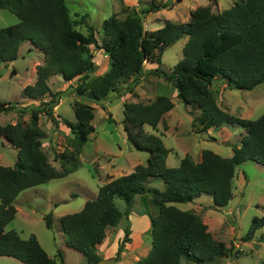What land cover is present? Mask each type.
I'll return each instance as SVG.
<instances>
[{
	"label": "trees",
	"instance_id": "trees-1",
	"mask_svg": "<svg viewBox=\"0 0 264 264\" xmlns=\"http://www.w3.org/2000/svg\"><path fill=\"white\" fill-rule=\"evenodd\" d=\"M0 8L18 18L17 23L0 27V62L14 61L24 41L43 55V63L36 65L35 81L21 90V96L30 104L0 101V112L30 113L26 126L21 122L0 125V137L16 150L12 166L0 165V256L15 258L22 264H64L63 252L58 250L55 257L49 256L35 234L23 239L14 229L5 231L17 213L14 200L27 188L77 170L82 147L95 131L91 103L106 100L112 92L121 95L120 83L125 84V92L133 93L145 64L160 65L164 50L182 37H187L182 58L170 72L157 67L149 70L170 83L177 90V99L188 109L198 111L192 121L194 132L204 133L224 124L240 127L244 133L239 144L231 146L233 154L223 157L203 149L199 162L186 153L176 167H169L166 158L170 150L144 126L156 130L160 122L164 123V114L174 106L170 97L157 95L146 103L125 102L123 128L130 147L147 153L146 163H138L130 173L112 177L101 185L96 197L87 200L83 208L59 218V228L67 248L79 252L87 264H98L101 257L97 246L105 239L107 229L115 227L123 215L128 218L136 195L148 193L157 208L149 218L151 247L133 264H183L182 259L211 264L228 256L226 243L209 231L199 214L177 204L207 195L215 207H224L233 197L236 166L245 161L264 166V112L255 119L236 117L222 109L210 93L216 81L227 89L239 90H252L264 82V0H236L219 12L198 6L190 11L188 21L165 20L154 30L145 29L137 13L123 19L111 15L102 21L101 40L88 14L74 17L66 0H0ZM157 9L153 1L143 11ZM90 46L103 50L109 58V69L95 77L89 76L95 70ZM54 75L62 76L64 81L77 80L72 86L74 122L54 113L60 100L59 92H52L48 85ZM41 114L55 124L61 118L74 135L73 148L54 155L60 169L49 162L38 142L42 135ZM154 180H161L164 189L150 186ZM116 198L123 200V211L116 205ZM42 218L51 228V212ZM262 227L264 212L252 218L244 240H251ZM130 233L128 224L117 251L131 240Z\"/></svg>",
	"mask_w": 264,
	"mask_h": 264
},
{
	"label": "rangeland",
	"instance_id": "rangeland-1",
	"mask_svg": "<svg viewBox=\"0 0 264 264\" xmlns=\"http://www.w3.org/2000/svg\"><path fill=\"white\" fill-rule=\"evenodd\" d=\"M153 1L158 4V9L154 12L143 11ZM235 1L66 0V4L74 17L83 13L88 14V21L94 26L97 37L101 40L104 37L101 30L102 21L111 15L123 19L137 13L142 19L144 28L154 30L162 26L165 20L175 23L188 21L189 13L195 7L207 6L212 11L219 12L230 7ZM17 22L18 18L13 13L0 8V27ZM78 29L87 33L84 27ZM186 40L187 37H182L168 46L162 54L160 65L146 63L145 71L138 78L133 93L125 92L123 90L125 84L120 83L121 95L112 92L106 100L96 104L91 103L94 107L92 123L95 131L89 134L88 140L82 147L79 154L80 165L77 170L66 177L51 179L21 191L14 200L16 216L5 226V231L14 229L23 239L28 238L30 234H35L49 256L55 257L57 251L61 250L65 264H87L79 252L66 247L65 236L59 228V218L83 208L87 200L96 197L98 188L112 177L128 174L136 164L146 163L147 153L130 147L123 128V103L125 102L146 103L157 95L170 97L174 106L164 114V123L160 122L156 130L144 126L145 131L158 135L165 147L170 150L166 158L169 167H176L179 164V158L190 150L195 153L197 150L208 149L224 157L232 154L231 146L239 144L242 129L224 124L204 133L194 132L192 121L198 111L188 109L189 107L177 99V90L162 76L153 74L149 70L157 67L169 73L173 65L182 58V48ZM90 48L93 49L95 70L89 76L95 77L109 69V58L103 50L94 49L93 46ZM41 63H43L42 53L28 41L21 43L18 56L14 61L0 62V101L15 105L20 102L28 103L29 100L21 96V90L25 85L33 83V65ZM76 84L77 80L64 81L60 75H54L48 79L50 90L60 94L54 113L72 122L75 121L73 110L75 95L72 86ZM210 93L222 109L236 117L255 119L264 112V82L252 90H239L227 89L224 83L216 81L210 86ZM29 117L28 110L25 113L1 112L0 125L21 122L26 126L29 123ZM61 118H58V123L55 124L44 114L39 117L42 135L38 142L49 162L57 169H60V163L54 155L72 149L74 140V135L63 124ZM15 160L16 151L0 137V164L12 166ZM149 185L160 190L164 189V183L161 180L151 181ZM232 193V199L221 208L215 207L210 202L211 197L207 195L200 196V199L195 200L196 202L177 205L184 210L198 211L209 231L228 246L229 255L211 264H261L264 260V227L258 229L251 240L245 241L243 237L249 230L252 218L261 216L264 212V166L253 161H245L237 165ZM143 196L144 200L139 196L134 197L128 218L123 215L115 227L108 228L105 239L97 247V253L101 259L106 260L100 264H133L149 251L151 247L149 218L157 213V208L148 200L150 198L148 193ZM115 202L123 211L125 208L123 200L116 198ZM49 212L52 214L51 228L45 226L42 218L43 214ZM128 224L131 240L124 244L121 251H117L118 245L123 240L124 228ZM116 256L119 257L117 261ZM182 263L197 264L184 259ZM0 264H22V262L9 256H0Z\"/></svg>",
	"mask_w": 264,
	"mask_h": 264
},
{
	"label": "crops",
	"instance_id": "crops-1",
	"mask_svg": "<svg viewBox=\"0 0 264 264\" xmlns=\"http://www.w3.org/2000/svg\"><path fill=\"white\" fill-rule=\"evenodd\" d=\"M35 70H36V66L33 65V73H34L33 78H32V80L34 79L33 82L35 81V78H36ZM32 80H31V81H32ZM221 90L223 91L224 89L222 88ZM25 103H26V102H25ZM26 104H30V101H29V103H26ZM0 113H1V112H0ZM241 133H244V131L241 130ZM241 133H240V134H241ZM240 134H239V135H240ZM241 135H242V134H241ZM13 149H14V148H13ZM14 150H15V149H14ZM202 150H203V149H201V150H197V151H195V153L191 152V150H190V152H185L184 154H186V153L189 154L195 162H199V161L201 160V151H202ZM15 151H16V150H15ZM232 154H233V151H232ZM232 154H231V155H232ZM195 155H197V158H195ZM231 155H230V156H231ZM230 156H229V157H230ZM223 157H224V156H223ZM180 159H181V158H179V160H180ZM178 163H179V162H178ZM0 165H1V164H0ZM4 166H5V165H4ZM234 176H235V174H234ZM233 178H234V177H233ZM232 187H233V179H232ZM136 196H139V198H141L142 200H144V196H143V195H142V196H141V195H136ZM199 199H200V197H199ZM148 200L150 201V198H149ZM195 200H196V199H195ZM195 200H194L193 202H196ZM210 202H212V198H211V201H210ZM207 206L209 207V205H207ZM194 212L197 213V214H199L198 211H194ZM9 223H10V222H9ZM107 230H108V229H107ZM106 232H107V231H106ZM99 245H100V244H99ZM99 245H98V246H99ZM98 246H97V247H98ZM97 250H98V249H97ZM64 264H65V261H64Z\"/></svg>",
	"mask_w": 264,
	"mask_h": 264
},
{
	"label": "water",
	"instance_id": "water-1",
	"mask_svg": "<svg viewBox=\"0 0 264 264\" xmlns=\"http://www.w3.org/2000/svg\"><path fill=\"white\" fill-rule=\"evenodd\" d=\"M106 260L101 259L98 264L105 262Z\"/></svg>",
	"mask_w": 264,
	"mask_h": 264
}]
</instances>
